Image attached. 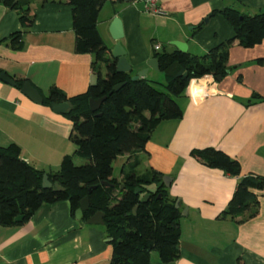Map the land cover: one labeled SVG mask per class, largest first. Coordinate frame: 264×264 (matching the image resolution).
<instances>
[{
	"label": "crops",
	"instance_id": "0c3cea01",
	"mask_svg": "<svg viewBox=\"0 0 264 264\" xmlns=\"http://www.w3.org/2000/svg\"><path fill=\"white\" fill-rule=\"evenodd\" d=\"M158 5L164 15L148 13L144 2L105 0L97 26L112 54L117 42L110 26L118 17L131 76L148 69L144 78L153 76L148 80L163 89L166 75L148 65L157 52L178 41L187 44L190 54L203 56L235 36L222 15L212 14L234 9L254 16L264 11V0H158ZM31 11L34 24L24 29L19 13L0 3V69L14 80H28L45 98L52 87L68 98L87 92L98 80L95 57L76 52L72 6L66 0H32ZM18 32H23V49L9 44ZM228 66L230 73L220 81L213 76L192 80L176 98L183 117L162 123L138 154L137 176L172 178L164 189L170 200L181 203L180 257L163 263L153 252L150 264H264V187L254 191L256 216L223 215L241 177L264 178V42L246 49L235 41ZM72 130L65 114L0 80V147L17 144L25 162L53 174L65 156L75 154ZM205 148L236 159L241 176L210 169L191 157L193 150ZM119 158L126 164L131 159ZM114 178L121 180L122 173ZM108 239L104 225L74 218L68 201L48 204L22 226H0V264H111Z\"/></svg>",
	"mask_w": 264,
	"mask_h": 264
},
{
	"label": "trees",
	"instance_id": "16d2710c",
	"mask_svg": "<svg viewBox=\"0 0 264 264\" xmlns=\"http://www.w3.org/2000/svg\"><path fill=\"white\" fill-rule=\"evenodd\" d=\"M73 8V27L76 34V52L95 57L94 70L98 80L87 92L68 98L52 87L44 102H68L65 113L72 122L70 140L75 144L74 155L63 158L60 170L47 174L53 184L64 188L62 192L42 187L43 171L35 169L22 158L17 144L0 147V226H22L44 205L68 201L75 218L81 201L89 196L90 208L82 221L97 212L105 216L106 232L111 238L113 254L111 264H150L151 254L158 253L163 263L180 257V209L168 198L161 175L155 173L148 181L137 176L139 153L146 150L152 133L164 122L183 117L176 98L182 96L190 82L205 76L224 78L230 73L228 66L230 47L235 41L250 49L264 42V11L254 16L242 15L234 9L214 14L222 15L235 31L233 39L203 56L166 48L157 52L160 71L167 77L164 91L146 78L133 80L131 74L117 72V60L105 45L98 31V17L105 0H66ZM32 0H1L0 3L16 10L24 29L32 27L35 15ZM10 46L23 49V32L11 36ZM106 70L103 76L102 70ZM3 71L0 69V75ZM14 79V78H13ZM21 89L28 80H15ZM124 84L118 91L115 87ZM43 96V95H42ZM105 98L97 112H92L91 99ZM129 155L130 162L122 171V178H114V162ZM74 157L87 161L75 164ZM191 157L210 169L221 170L235 177L241 176L240 163L216 148L195 149ZM132 161V162H131ZM160 182V183H159ZM112 185H104V184ZM95 189L89 193V189ZM264 187V178L257 175L241 177L224 211L225 217H254L258 214L255 190ZM137 189L140 193H137ZM150 195L146 202L142 199ZM137 207L136 214L133 213ZM22 217L21 222H16ZM238 264H243L242 260Z\"/></svg>",
	"mask_w": 264,
	"mask_h": 264
},
{
	"label": "water",
	"instance_id": "95a60500",
	"mask_svg": "<svg viewBox=\"0 0 264 264\" xmlns=\"http://www.w3.org/2000/svg\"><path fill=\"white\" fill-rule=\"evenodd\" d=\"M1 1V0H0ZM127 1V0H125ZM110 33L112 38L117 42L116 45L114 46L112 50V57L117 60V72L118 73H126L129 74L132 72V66L127 60V55L124 47L121 44V40L124 38V30H123V25L122 21L118 18L115 17L111 23L110 26ZM176 50L182 51V52H187L188 51V46L185 43L174 41L171 43V47L166 48V52L168 54H173ZM150 68H153L155 70H160L159 68V60L157 58L152 59L148 63ZM148 69L142 70L137 73L136 76H134L132 79L133 80H138L140 78H144L147 76ZM217 80H222V76H219L216 78ZM0 80L3 81L4 83L16 87L17 83L16 81L9 76L7 73L3 72L0 75ZM124 84L118 85L115 87V91H118ZM21 92L25 96H27L29 99H31L33 102L42 104L44 102V98L42 94L36 89L30 82H25L23 86L21 87ZM105 98L101 99H91L89 102L90 109L92 112H97L100 105L103 103ZM51 108L52 110L57 113V114H65L69 109H70V104L68 102H63V103H51ZM163 180V183L165 186L169 187L172 183V178L170 177H161ZM104 185H112V184H104ZM42 187L45 189H52L54 192H62L64 191V188L61 187L59 184H53L49 176L47 174L44 175L43 177V182H42ZM95 187H92L89 189V193H91ZM137 193H140V190L137 189ZM150 195H146L143 199L142 202H146L149 199ZM90 208V198L89 196H86L82 201H81V207L76 213V218L78 220H82L84 213L88 211ZM176 208L180 209L181 208V203L180 201H177L176 203ZM137 207L134 209L133 213L136 214ZM188 210H184L182 212V216H186ZM105 214L103 212H97L93 216H91L87 220V224L89 225H104L105 224ZM22 217H18L16 219V222H21ZM108 241H113L111 238L108 239Z\"/></svg>",
	"mask_w": 264,
	"mask_h": 264
},
{
	"label": "rangeland",
	"instance_id": "374dc122",
	"mask_svg": "<svg viewBox=\"0 0 264 264\" xmlns=\"http://www.w3.org/2000/svg\"><path fill=\"white\" fill-rule=\"evenodd\" d=\"M163 76H164V75H163ZM148 79H150V80H154V77H153V76H148ZM162 80H164V81H162ZM162 80H160V81L165 82L164 77H162ZM156 87H157L159 90L164 91V89H163L161 86L157 85ZM74 160H75V164H76L77 166H83V165H85V164L87 163L86 160H84V159H82V158H79V157H74ZM125 165H127V164L125 163V160L123 161L121 158L117 159V160L114 162V164H113V168H114V177H119V176L121 175V173H122V171H123ZM162 183H163V181H162ZM164 186H165V185H164ZM166 187H167V186H166Z\"/></svg>",
	"mask_w": 264,
	"mask_h": 264
},
{
	"label": "built area",
	"instance_id": "2783aa9c",
	"mask_svg": "<svg viewBox=\"0 0 264 264\" xmlns=\"http://www.w3.org/2000/svg\"><path fill=\"white\" fill-rule=\"evenodd\" d=\"M138 2H144L146 6V11L153 15H164L163 10L158 5V0H135ZM160 48L157 47L156 50Z\"/></svg>",
	"mask_w": 264,
	"mask_h": 264
}]
</instances>
